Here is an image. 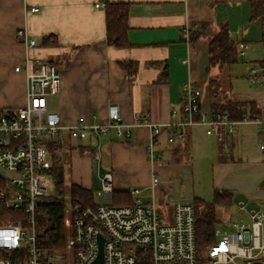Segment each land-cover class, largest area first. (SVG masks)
Instances as JSON below:
<instances>
[{"label": "crops", "instance_id": "crops-1", "mask_svg": "<svg viewBox=\"0 0 264 264\" xmlns=\"http://www.w3.org/2000/svg\"><path fill=\"white\" fill-rule=\"evenodd\" d=\"M107 1L130 4L127 47L107 41ZM258 1L263 0H0V112L28 102L26 75L15 70L28 57L61 70L58 91L48 95L49 111L57 113L64 125L59 151L66 149L64 145H94L92 135L71 138L69 126L82 115L90 124L107 123L110 104L119 106L128 123H134L137 115L156 123L171 122L172 110L179 108L188 81L202 88L201 103L206 110L229 100L244 114L264 117V80L259 90L223 94L211 87L217 78L215 66L208 61L209 40L227 24L232 40L249 44L246 56L253 59L251 65H264V19L254 14ZM33 6L39 9L33 11ZM186 27H197L200 36L191 39L189 34L186 39ZM21 29L26 30L25 36L19 34ZM27 39L36 44L29 47ZM121 61H133L135 72L130 73ZM243 62L248 60L243 58ZM234 64H226L229 71ZM152 134L142 123L133 126L130 136H119L114 130L103 136L101 173L113 174L114 189L126 187L121 190L131 192L138 188L144 201L157 204L165 181L177 175L184 178L181 183L186 193L182 199L170 198L172 208L195 198L210 202L218 190L231 194L233 201L223 204H232L239 219L246 218L239 211L240 202L264 209V156L259 149L264 129L260 124H238L227 136L228 149L215 135L207 134L203 125L190 127L186 136L177 135L173 144L162 131L154 158L148 152ZM194 168L208 169L206 187L191 182ZM87 179L75 174L72 184L91 189ZM172 213L173 209L169 216Z\"/></svg>", "mask_w": 264, "mask_h": 264}, {"label": "built area", "instance_id": "built-area-1", "mask_svg": "<svg viewBox=\"0 0 264 264\" xmlns=\"http://www.w3.org/2000/svg\"><path fill=\"white\" fill-rule=\"evenodd\" d=\"M102 3H96L100 6ZM36 6L31 10L37 11ZM189 39V28H184ZM20 35H26L21 29ZM29 47L34 39L26 40ZM249 44L240 42L238 51L245 57ZM27 78L28 102L0 112V201L6 207L21 210L24 217L0 225V264H92L100 251L99 235L104 238L102 264H264V209L248 208L240 202L239 211L246 218L230 221L231 230L215 227L213 242L204 248L197 242L196 207L193 201L178 202L173 213L163 220L157 204L144 201L140 190H131L133 201L116 205L112 199L114 177L111 172L100 175L98 196L106 201L85 205L80 197L60 194L51 176L54 156L59 152V136L64 125L60 116L48 109V95L56 93L61 83V70L47 61L26 58L15 66ZM254 83L264 80V65L251 66L247 72ZM202 88L193 81L183 85L179 108L172 110L173 120L167 124L142 119L134 123L124 120L119 106L109 105L107 123L90 124L84 115L69 126L73 139L92 135L100 150L102 138L110 130L119 136H130L133 126L146 123L153 134L148 145L154 158V146L159 134L166 131L168 141L175 143L177 135L186 136L188 129L203 125L207 134L215 135L228 149L227 136L240 123L260 124L264 117L244 114L236 119L227 111L202 107ZM264 156V139L259 144ZM7 170L10 177L2 173ZM154 182L158 177H154ZM54 198L67 200L64 224L67 229L65 247L48 249L39 245V235L45 228L39 225L41 205ZM74 201V202H73Z\"/></svg>", "mask_w": 264, "mask_h": 264}, {"label": "trees", "instance_id": "trees-1", "mask_svg": "<svg viewBox=\"0 0 264 264\" xmlns=\"http://www.w3.org/2000/svg\"><path fill=\"white\" fill-rule=\"evenodd\" d=\"M254 14L264 19V0L254 3ZM129 15L130 4L128 2H111L105 4V18L107 27V41L109 44L117 47H127L130 45L128 38L129 30ZM191 39L198 38L201 34L200 29H189ZM238 43L231 39L229 27L224 24L211 37L208 44V61L210 66H223L225 64L236 63L238 60ZM120 64L128 69L130 73L135 72V63L133 61H121ZM214 109L229 112L230 116H238L241 118L244 111L240 106L231 101H220L214 104ZM234 118V117H233ZM92 152L95 154L102 149H98L96 145H92ZM89 147L81 146V149ZM51 176L56 184L58 193H66V176L65 166L59 156L55 155L51 168ZM4 186V180L0 177V188ZM71 197L79 196L80 200L85 205H95L93 198V190L83 188L79 185L72 184ZM113 204H129L133 201V196L129 190L114 189ZM233 201L231 194L226 191L216 190L212 201H205L202 198H195L196 207V227H197V242L199 247L204 248L209 243L213 242L214 228L220 219L217 216L216 205L230 203ZM74 202V201H73ZM68 206L67 200L63 198H54L49 203L41 205L38 215L39 225H44L45 228L39 235V245L43 248L56 249L65 247L67 229L64 224V212ZM24 217L21 210L11 209L5 206L0 201V225L9 221H17ZM3 254L0 252V256Z\"/></svg>", "mask_w": 264, "mask_h": 264}, {"label": "rangeland", "instance_id": "rangeland-1", "mask_svg": "<svg viewBox=\"0 0 264 264\" xmlns=\"http://www.w3.org/2000/svg\"><path fill=\"white\" fill-rule=\"evenodd\" d=\"M241 57V56H240ZM243 58L248 60V63L243 62ZM252 58L249 56H243L238 58L237 63H235L232 69L229 71L228 66L225 64L223 66H215L214 72L216 73L213 83L211 85L212 89L222 91L223 94H230L234 90H242V91H254L259 90L261 87L259 84L254 83L251 78L247 76V72L249 68L252 66L251 62ZM251 65V66H250ZM234 85V86H232ZM264 87V86H262ZM235 92V91H234ZM92 143L88 146L89 148L81 149V147L69 148L68 145H64L65 150H61L58 152L59 158L63 162L65 166L66 172V195H69L72 187V180L76 175L83 174L87 177L89 181V185L91 186L90 190H93V198L95 202H104L106 199L103 196H98L97 192L100 190V175L104 170V166L102 167V158H99V152H92ZM96 161V163H94ZM195 171V175H193L191 182L193 181L196 186L201 185V187H206L209 182V171H201L197 168L193 169ZM6 176L10 177L12 173L7 170H2ZM164 179V178H163ZM165 180V179H164ZM184 178L181 176L174 175L172 177V181H165L163 185V190L161 191V195H157V207L159 212L161 213L163 220H167L170 212L172 211L171 200L170 198L182 199L184 194L186 193V186L183 182ZM162 183V181H161ZM130 191V190H129ZM142 196V195H141ZM152 199V196H151ZM108 202L113 203V200H107ZM217 216L220 219V223L216 225L217 228L224 230H231L232 226L230 224L231 219L236 220L239 219L238 214H234L235 207L231 204H220L216 205ZM263 235H264V227H263Z\"/></svg>", "mask_w": 264, "mask_h": 264}, {"label": "water", "instance_id": "water-1", "mask_svg": "<svg viewBox=\"0 0 264 264\" xmlns=\"http://www.w3.org/2000/svg\"><path fill=\"white\" fill-rule=\"evenodd\" d=\"M121 189L126 190L127 188L123 187ZM103 242H104V238L101 235H99L100 251H99V254L96 260L92 264H102L103 263Z\"/></svg>", "mask_w": 264, "mask_h": 264}]
</instances>
